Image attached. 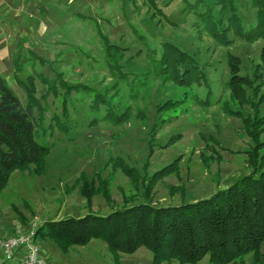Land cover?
<instances>
[{
    "label": "rangeland",
    "instance_id": "obj_1",
    "mask_svg": "<svg viewBox=\"0 0 264 264\" xmlns=\"http://www.w3.org/2000/svg\"><path fill=\"white\" fill-rule=\"evenodd\" d=\"M98 1L82 6L79 16L60 7L59 16L44 18L53 26L44 33H0L1 45L11 42V63L0 59V77L23 106L31 78L35 139L47 149L38 163L14 170L0 191V238L143 202L180 206L264 172V40L232 30L226 44L213 39L199 17L217 18L211 0ZM235 4L249 29L251 0ZM12 25L13 35L19 27ZM98 32L118 51L107 53ZM178 58L182 67H195L181 82L174 77L183 72ZM174 59V66L166 63ZM254 111L258 150L246 134L245 119ZM170 165V172H161ZM36 242L45 249L39 237ZM48 243L44 264H114L98 239L65 254ZM151 261L143 246L120 254V264ZM197 264L211 263L205 256ZM235 264H264V241L256 255Z\"/></svg>",
    "mask_w": 264,
    "mask_h": 264
},
{
    "label": "trees",
    "instance_id": "obj_2",
    "mask_svg": "<svg viewBox=\"0 0 264 264\" xmlns=\"http://www.w3.org/2000/svg\"><path fill=\"white\" fill-rule=\"evenodd\" d=\"M211 1L212 6H218L217 18L207 13L199 14V17L213 39L226 44V35L232 30L237 34L243 33L247 40H264V0H251L255 12L249 29L242 25L235 0ZM149 3L152 4L153 0H149ZM98 33L107 53L108 50L118 51L119 47L108 44L106 37ZM164 45L173 51L172 46ZM259 57L264 62V47ZM171 58L165 57L167 60ZM177 61V70L183 72L181 75L173 74L181 82L187 74H192L195 67H188L187 63L182 67L181 59ZM168 62L174 66L176 60ZM228 62L231 72L237 71L238 66ZM197 72L200 73V67ZM27 81L31 84V93L27 92L28 101L23 106L0 77V191L14 170L38 163L47 152L46 147L35 139V104L32 103L35 89L31 78L28 77ZM228 83L232 88L233 81ZM98 104L105 105V102L100 101ZM256 114L254 111L253 118L246 117L245 120H250L246 134L258 150L262 142L258 138L260 129L254 125ZM248 153H252V149ZM260 158L263 162L264 152ZM170 168L172 165L161 172H170ZM256 174L244 176L209 198L180 206L153 207L143 202L114 210L104 217L88 214L80 218L68 217L44 222L34 229L35 239H48L62 251L73 246H86L91 240L98 239L105 244L114 264H120V254H133L142 246L151 252V264L172 261L178 264H197L205 256L211 264H235L248 254L256 255L264 241V172ZM103 196L107 201V193H103Z\"/></svg>",
    "mask_w": 264,
    "mask_h": 264
},
{
    "label": "crops",
    "instance_id": "obj_3",
    "mask_svg": "<svg viewBox=\"0 0 264 264\" xmlns=\"http://www.w3.org/2000/svg\"><path fill=\"white\" fill-rule=\"evenodd\" d=\"M97 2L99 1L98 0H0V33H2L1 35L8 34L7 36L11 35L16 37L21 35H28V34L32 35L34 33H44L46 32L45 31L46 27L48 28L53 27L45 23L44 18H46V16L50 15L51 13H53V15L59 16V13H61L60 7L64 9V12L62 13H65L67 11L68 14L69 12H71L72 14L74 15L78 14L77 16H79V14H81L84 9L82 8V6H88ZM67 4L74 5L76 9H74L73 11L66 9L64 5ZM13 21H15L17 26L19 27L18 28L19 32L15 30V34L12 35V29L14 27L12 25ZM10 44L11 42L9 44L6 43L2 45L0 44V59L7 60L10 62L11 60ZM41 241L43 242L45 249L40 247V252L46 253L45 250L48 252L49 251L48 241L50 240L41 239ZM71 248H69L67 251H62L58 247V249L64 254L67 253Z\"/></svg>",
    "mask_w": 264,
    "mask_h": 264
},
{
    "label": "built area",
    "instance_id": "obj_4",
    "mask_svg": "<svg viewBox=\"0 0 264 264\" xmlns=\"http://www.w3.org/2000/svg\"><path fill=\"white\" fill-rule=\"evenodd\" d=\"M0 264H44L35 230L0 238Z\"/></svg>",
    "mask_w": 264,
    "mask_h": 264
}]
</instances>
